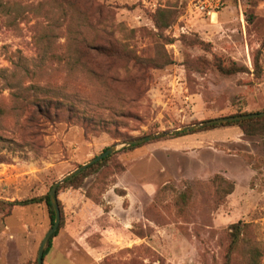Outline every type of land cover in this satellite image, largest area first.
I'll use <instances>...</instances> for the list:
<instances>
[{
  "label": "rangeland",
  "instance_id": "374dc122",
  "mask_svg": "<svg viewBox=\"0 0 264 264\" xmlns=\"http://www.w3.org/2000/svg\"><path fill=\"white\" fill-rule=\"evenodd\" d=\"M260 111L264 0L214 22L182 0H0V264H36L52 227L45 203L8 204L113 145ZM200 129L61 191L44 264H264V135Z\"/></svg>",
  "mask_w": 264,
  "mask_h": 264
},
{
  "label": "trees",
  "instance_id": "16d2710c",
  "mask_svg": "<svg viewBox=\"0 0 264 264\" xmlns=\"http://www.w3.org/2000/svg\"><path fill=\"white\" fill-rule=\"evenodd\" d=\"M225 5H226V1H225ZM220 70L222 71V73H224L226 75H233V74L239 73L241 71V68L236 67V66L228 67V68L220 67ZM260 112H263V111H260ZM244 114H250V113H236V114L229 115V116H237V115H244ZM217 127H238L245 136H253V135H257V134L264 135V117L249 118L246 120L235 121V122H230V123H226V124H218V125L208 126V127L203 128V129L210 130V129H214ZM200 130H202V129H200ZM200 130H195V131H190V132H181V133H178L176 135H173V137L176 138V137L184 136L187 134H192V133H195L196 131H200ZM165 137H168V136H165ZM165 137H161V138H165ZM135 139H137V138H135ZM131 140H133V139H131ZM155 140H157V139H155ZM146 143H148V142H146ZM146 143H144V144H146ZM140 145H143V144H140ZM140 145L131 146V147H128V149H133V148H136ZM112 155H109L108 157L104 158L100 162H97L96 164L88 167L86 170H84L80 174H78V175L74 176L73 178L67 180L63 185H61L58 188L57 200H58V204H59V208H60V212H61V222H62V217H63V212H64L63 211L64 209L62 207V202L60 199L61 191H63L64 189H65V191H67V190H76L77 188H79L81 180L86 175L87 171L89 169L95 168L97 166H102L104 163H106L112 157ZM233 189H234L233 184H229V190L226 192V195H229L233 191ZM41 203H45V205L47 206L48 211H49V219L51 222V226H53L55 223V212H54L53 207L50 203L49 193H47L46 196H44L43 198H30V199H25L23 201H15V202L10 203L8 205L11 207H15V206L26 207V206H30V205H34V204H41ZM232 227L237 228V226H235V225ZM59 228H60V226H59ZM59 228L53 234L51 239L49 240L48 245H47L46 250H45L44 258L52 249L53 238H55L58 235ZM237 234H239V231H237ZM236 240H237V236H236V238H234L233 244H235ZM36 264H38V260H37Z\"/></svg>",
  "mask_w": 264,
  "mask_h": 264
},
{
  "label": "water",
  "instance_id": "95a60500",
  "mask_svg": "<svg viewBox=\"0 0 264 264\" xmlns=\"http://www.w3.org/2000/svg\"><path fill=\"white\" fill-rule=\"evenodd\" d=\"M256 117H264V111L263 112L250 113V114H244V115H237V116L219 117L216 119L206 120V121H203L200 123L184 126L181 129L159 132V133L147 135L144 137H140L137 139L127 140L123 143L116 144V145H113V146L107 148L104 152H102L101 154L92 158L89 162L78 166L75 170L68 173L67 175H65L60 180L56 181L53 184V186L49 192L50 203H51L53 210L55 212V223L51 227V229L48 231V233L46 234V236L44 237V239L41 243L39 253H38V264H44V254H45V250H46V247L48 245V242L60 226L61 212H60V208H59V204H58V200H57V191H58V188L62 184H64L67 180H69V179L73 178L74 176L80 174L81 172L86 170L88 167L96 164L97 162H100L101 160L108 157L109 155L116 153L120 147L125 148V147L136 146V145L144 144L146 142L153 141V140L161 138V137L176 135V134L181 133V132H190V131H194V130L204 128V127H208V126H213V125H218V124H226V123H230V122L241 121V120H246L249 118H256Z\"/></svg>",
  "mask_w": 264,
  "mask_h": 264
},
{
  "label": "built area",
  "instance_id": "2783aa9c",
  "mask_svg": "<svg viewBox=\"0 0 264 264\" xmlns=\"http://www.w3.org/2000/svg\"><path fill=\"white\" fill-rule=\"evenodd\" d=\"M226 0H182L188 12L198 14L214 22L220 11L224 8Z\"/></svg>",
  "mask_w": 264,
  "mask_h": 264
}]
</instances>
